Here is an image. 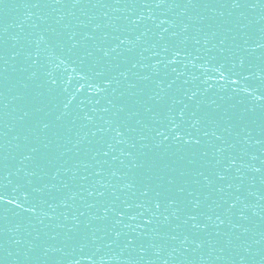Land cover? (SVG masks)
<instances>
[{
  "label": "snow or ice",
  "instance_id": "6c2138e0",
  "mask_svg": "<svg viewBox=\"0 0 264 264\" xmlns=\"http://www.w3.org/2000/svg\"><path fill=\"white\" fill-rule=\"evenodd\" d=\"M235 57L264 75V0H0V264H264V94L230 114L196 75L248 81ZM58 208L64 247L26 239Z\"/></svg>",
  "mask_w": 264,
  "mask_h": 264
},
{
  "label": "water",
  "instance_id": "95a60500",
  "mask_svg": "<svg viewBox=\"0 0 264 264\" xmlns=\"http://www.w3.org/2000/svg\"><path fill=\"white\" fill-rule=\"evenodd\" d=\"M11 11V10H9ZM33 13H35L32 18L24 25L25 31H32L28 27L30 24H37L39 25V29L46 28L48 25L47 24H42L40 20L38 19L39 16L46 15L49 11V9H44V10H37V9H32L31 10ZM67 11V10H65ZM26 15V10L20 9L17 12L13 13L8 17L9 23H19L23 17ZM55 15V14H54ZM77 17L79 20H84L87 21L88 17L83 16L77 11ZM67 22V21H65ZM95 22L98 23H103V19L97 20ZM246 22V21H243ZM55 27V25H53ZM10 31L14 33H19L20 29L14 28L11 29ZM106 31V29L102 30ZM99 35V33H97ZM236 34V30L233 29L232 33H224L221 36H217L216 38L213 39L212 43L214 44H219V40L223 38V35L227 36V44L223 45L221 47H232L235 48L236 44L242 43L241 40L237 39L233 41L232 36ZM47 35V33L45 34ZM49 42L53 44V47L55 48L56 55H61L60 49L56 47V41L54 38H49ZM211 47V45H209ZM204 49L201 50V54H204ZM241 55H246L245 53H240ZM209 56H220L219 48H214L210 53H208ZM227 55V53H225ZM233 59H236L237 61V67L235 71L240 72L242 76H248L250 75V79L248 81H245L243 78H241L239 85H233L231 83V79H234L235 77H230L229 73L225 72L224 73V79H221L220 77V72L218 71V66L210 65V64H205L204 67L196 73L197 76L200 77L199 83L201 84L202 87L207 88L209 90V93L207 94V99L209 102L212 100L216 101V104L222 105L225 108L229 109V113H236V114H246V110L252 107L251 102V97L247 95V91H252L259 89L261 94H264V75H261V77L258 79L257 78V71L258 69L256 67H249L247 64V61L245 63V66L243 68L239 67L238 63V57H235ZM57 61L55 59L52 60V63H56ZM42 63H44L42 59ZM42 69L41 71H43ZM60 72L63 74V81L58 85V91L60 88L67 89V97L66 96H61L59 97L58 100L54 101V103H61V102H67V98L71 99L72 96L77 94V90L80 88V83L79 81V75L77 73H73L72 71V66L68 67V72L66 74L63 73V68L60 70ZM55 76L59 80L60 73L56 72ZM43 79H46V77H42ZM235 89V92L233 91ZM243 89H247V91H244ZM221 95H228L232 96V99H224L221 100L220 96ZM82 98V97H81ZM234 106V107H233ZM21 197L23 196V193L20 194ZM47 211H51L50 209H46ZM65 209L58 208L56 210L55 216L56 219L49 221L47 219L44 220L43 224H40L39 222L33 220L32 225H25L22 234L26 232H31L32 236L26 237V239L31 240L33 237L39 233L40 239L35 241L37 244H44L46 243L49 246L52 247H64L63 244V234L65 229L64 228H59L56 227L57 224H65L67 225L69 221H65L63 216L61 215L62 212H65ZM71 213H69V216ZM47 226V227H46ZM221 231H228V227L221 226ZM53 235H57V239L53 240L50 237ZM97 235H101V233H97ZM213 239H216V237H213ZM20 252H23L26 248L27 245L23 244L21 246H18ZM216 251L213 253V257L215 256H223L227 255V252H221L220 249L224 247L223 242L220 244H217L216 246ZM10 251H13L14 253L17 251V247L14 246L10 248ZM65 251H70L69 247H65ZM203 254H207L208 249L207 246L202 250ZM111 253H108L110 255ZM61 254L60 253H49V256L52 258H57ZM77 257L79 256V253L76 254ZM108 255L105 254V252H101L98 254V256H105V261L106 264H117L116 261L108 259ZM81 264H90L89 260L87 257H84L81 259ZM215 264H223V261H215Z\"/></svg>",
  "mask_w": 264,
  "mask_h": 264
}]
</instances>
